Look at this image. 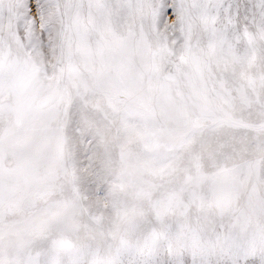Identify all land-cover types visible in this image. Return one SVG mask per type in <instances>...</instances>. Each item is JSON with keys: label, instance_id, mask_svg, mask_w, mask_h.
Returning a JSON list of instances; mask_svg holds the SVG:
<instances>
[{"label": "snow or ice", "instance_id": "obj_1", "mask_svg": "<svg viewBox=\"0 0 264 264\" xmlns=\"http://www.w3.org/2000/svg\"><path fill=\"white\" fill-rule=\"evenodd\" d=\"M0 264H264V0H0Z\"/></svg>", "mask_w": 264, "mask_h": 264}]
</instances>
